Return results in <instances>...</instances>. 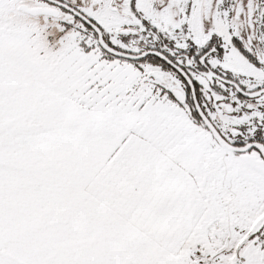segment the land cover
<instances>
[{
    "label": "snow or ice",
    "instance_id": "snow-or-ice-1",
    "mask_svg": "<svg viewBox=\"0 0 264 264\" xmlns=\"http://www.w3.org/2000/svg\"><path fill=\"white\" fill-rule=\"evenodd\" d=\"M0 264H264V0H0Z\"/></svg>",
    "mask_w": 264,
    "mask_h": 264
}]
</instances>
